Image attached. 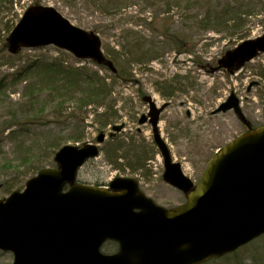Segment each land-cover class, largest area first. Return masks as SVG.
Segmentation results:
<instances>
[{"label": "rangeland", "instance_id": "obj_1", "mask_svg": "<svg viewBox=\"0 0 264 264\" xmlns=\"http://www.w3.org/2000/svg\"><path fill=\"white\" fill-rule=\"evenodd\" d=\"M95 1L12 0L0 8V81L5 80L6 85L0 97V123L3 128H10L0 135V166L6 163L9 169H14L5 173L0 170V200L10 195L4 185L11 186L16 180H23L28 176L29 170L33 169L30 163L55 168V164L48 163L45 149L52 142V136H59L61 133L60 137L69 139L76 125L74 114L77 95L74 89L61 97L43 91V82L40 84L39 80H35L39 75L23 77L16 83L13 78L30 64L54 59L72 67L86 68L90 73L96 72L104 77L112 75L103 67L90 61L77 60L70 53L55 47L25 49L12 58L8 47L4 49V43L11 33L9 30L15 28L31 6L52 7L74 26L89 32L97 27L99 31H103L99 36L106 55L111 49H120L125 33L131 31L137 32L140 36L139 43L145 45L139 52L153 49L141 61L131 64V73L134 75L132 82L120 80L116 83L113 99L118 101L121 118L114 125L124 124L126 130L123 134L136 133L141 129L142 138L150 143L153 141L151 126L139 125L142 114H146L149 108L142 98L151 96L159 106L165 104L166 110L160 123L162 135L170 146L174 161L182 165L184 173L194 182L200 180L213 156L245 131L244 123L233 111L214 113L231 94L235 93L240 98L243 113L252 125L264 124V78L260 76V73H264V55H260L235 74L220 72L216 68L217 62L227 51L236 48L244 40L255 39L264 34V0H197L193 6L191 0H123V6L110 7L108 15L100 12ZM235 2H250L253 8L252 14L242 17L246 22L241 32L232 35L226 27L223 28V33L203 30L200 21L209 8H217L219 11ZM171 28L182 39L185 37L183 47L175 48V44H171L167 36L159 35ZM176 77H179L180 83L174 86L177 87V92L166 100L162 99L157 91L165 93L166 87L175 84L173 81ZM256 83L258 86L252 88ZM29 88L40 92L30 96ZM126 100L132 103L125 104ZM61 101H64L62 109L54 114L53 107L60 105ZM31 104L36 106L34 111L29 110L25 115V110L30 109ZM84 111L86 116L84 125L81 126L84 127V140L79 143L65 140V145L95 143L101 133L108 135L112 131L113 125L103 130L97 121L95 114L100 109L96 110L92 106ZM33 115L39 118L36 119ZM24 127L30 131L26 135L21 130ZM182 131H187L185 137ZM153 167L155 175L145 181L140 173L131 174L129 171L114 169L106 162L102 152L98 158L88 161L81 168L78 179L84 184L107 186L115 177H132L161 206H179L185 201V197L163 181V159L158 154L153 160ZM30 178L31 175L26 181ZM22 189L15 188L13 191ZM240 251V258L247 256L244 258L245 262H251L257 255V264H264V236ZM103 252L113 253L115 248H104ZM13 261L12 253L0 250V264H13Z\"/></svg>", "mask_w": 264, "mask_h": 264}, {"label": "water", "instance_id": "obj_2", "mask_svg": "<svg viewBox=\"0 0 264 264\" xmlns=\"http://www.w3.org/2000/svg\"><path fill=\"white\" fill-rule=\"evenodd\" d=\"M7 43L11 54L54 46L117 73L100 36L74 26L52 7L28 8ZM259 54H264V35L227 51L218 64L235 72ZM144 102L152 109L163 180L187 202L173 209L159 206L134 178L117 177L109 188L81 184L80 169L100 150L95 144L66 145L55 155L56 168L42 169L23 191L0 200V250L14 255L13 264H204L264 235V125L249 127L224 146L195 185L161 136L165 106L156 109L151 97ZM232 110L245 122L234 93L215 113ZM104 139L100 135L98 143ZM109 241L119 245L117 253H102Z\"/></svg>", "mask_w": 264, "mask_h": 264}, {"label": "trees", "instance_id": "obj_3", "mask_svg": "<svg viewBox=\"0 0 264 264\" xmlns=\"http://www.w3.org/2000/svg\"><path fill=\"white\" fill-rule=\"evenodd\" d=\"M8 1H10L11 3L12 0H0V8ZM194 2L198 1L191 0L192 6L194 5ZM95 3L100 9V12L104 15H108L110 7L120 8L121 6H123V0H96ZM252 9L253 8L250 2H235L233 5L228 4L223 10L219 11L217 8H209L206 14L201 18V27L207 32L213 31L216 33L225 32L222 30H224L223 28L226 27L227 31L232 35L238 34L239 32H241L246 22L243 21L242 17L244 15L252 14ZM92 29L98 34L103 33V31H99L97 27H94ZM9 31L12 30L10 29ZM159 35L167 36L169 42L171 44H175V48L184 46L183 39H185V37H183V39L181 38V36L179 37V35L174 32L173 28L164 30L163 32H160ZM139 40L140 36L138 35V33L131 31L127 34L125 33L123 37L124 43L120 45V49H111L107 56L113 61L117 69V74L111 73V77H104L96 72L90 73L86 68L84 69L83 67H72L69 66L66 62L54 59V61H41L30 64L13 78L14 83H16L23 77L27 78L39 75L40 77H35V80H39L40 84L43 82V91H48L50 95H59L61 97H64L68 93L72 92V89L75 90V93L77 95L75 97L77 107L75 108L76 113L74 114L76 125L72 133L73 136L69 135V139L60 137L61 133L59 136H52V142L49 143L50 145H47V150L45 149V152L48 153L47 155L45 153L48 163L55 164L54 156L60 148L65 146V140L73 141L75 143H79L84 140V127H81L84 125L86 116V111H84V109L94 106L96 107V110H101L100 112L94 113H96L95 117L97 118V121L99 122L103 130H105L109 125L114 126V124L117 123L121 118L119 114L121 110L118 107V101L116 99H113L116 83L120 80H124L126 83L132 82V80H134V75H132L131 73V64L141 61V59L144 58L146 54H151L153 52V49L145 52H139L145 47V45H141V43H139ZM4 49H7V42L4 43ZM10 56L12 58H15L17 55ZM149 59L151 60L152 58ZM216 68L221 72L228 73L220 66H216ZM260 76L264 78V73H260ZM178 78L179 77H176L173 81L175 82L174 85L172 83L168 87H166L165 93L159 90L157 92L165 99L173 96L178 90L177 87L174 86H177L176 84H180L178 83ZM108 79H110V81H108ZM4 82L5 80L3 82L0 81V97L3 95L2 90H5L6 88ZM29 89V94H31L30 96H34L36 92H40L36 89ZM127 102L132 103V101L129 102L126 100L125 104H127ZM63 103L64 101H61L60 105L53 107L52 111L54 112V114H57L58 111L62 109L64 105ZM30 106V109L25 110V115L29 110L34 111V108L36 107L34 104H31ZM89 115L90 114H87V116ZM33 117L36 119L39 118L35 117L34 115ZM8 129H10L8 126H5L3 128V125L0 123V135L5 133ZM21 130L24 135L30 132L25 127ZM78 130L79 133H76ZM182 132H184L185 137L187 131ZM142 137L143 133L139 130L136 131V133L129 134H123V131H121L116 135L110 137L102 146L101 151L104 152L106 162L111 164L114 169L121 172L129 171V173L131 174L140 173L141 177L145 181H148V179L152 178L153 175H155L153 160L156 155L159 154V150L153 141L147 143V141ZM24 161H22V164ZM29 165H31L30 167H33V172L32 170H29V172L27 173L28 176H26L25 179L16 180L11 186L9 184L4 185V187H6L7 191L10 194L14 192L13 190L15 188L22 189L25 186L24 184L26 183V179L27 177H29V175H31L32 177L36 175L40 170L45 168V165H40V163H30ZM0 170L1 172L5 173L14 169H9L5 163L4 166H0ZM97 186L101 185L97 184ZM104 248H115L116 252L118 250V244L114 242H108L104 245L103 249ZM240 253L241 251H237L231 255L223 257L222 259L214 260L206 264H257V255L254 256L255 258H252L251 262L247 263L244 259L247 258V256L244 258H240Z\"/></svg>", "mask_w": 264, "mask_h": 264}, {"label": "flooded vegetation", "instance_id": "obj_4", "mask_svg": "<svg viewBox=\"0 0 264 264\" xmlns=\"http://www.w3.org/2000/svg\"><path fill=\"white\" fill-rule=\"evenodd\" d=\"M144 98H145V97H143L142 100H144ZM152 98H153V97H152ZM162 99L166 100V99L163 98V97H162ZM144 103H145V102H144ZM165 103H166V102H165ZM155 104H156V109L165 106L164 109L160 112V115H159V123H158V125L160 126V123H161V121H162V115H163L164 111L166 110V105L164 104V105L159 106V105L157 104V102H155ZM146 105H147V103H146ZM148 106H149V108H148L147 113H146V114H142L140 120H141L143 117H145V118H146V123H144L143 125H150V126H151L150 121L152 120V116H151L152 109L150 108V105H149V104H148ZM248 122H249V121H248ZM249 124H250V126H251V123H250V122H249ZM252 126H255V125H252ZM244 127H245V130H248V127H247L245 124H244ZM139 131L141 132V130H139ZM202 175H203V174H202ZM201 177H202V176H201ZM181 193H182V192H181ZM183 195H184V194H183ZM184 197H185V195H184ZM154 200L156 201V199H154ZM185 203H186V197H185V201H184L183 203L179 204V205H183V204H185ZM242 249H243V248H242ZM242 249H240V250H242ZM240 250H238V251H240Z\"/></svg>", "mask_w": 264, "mask_h": 264}]
</instances>
